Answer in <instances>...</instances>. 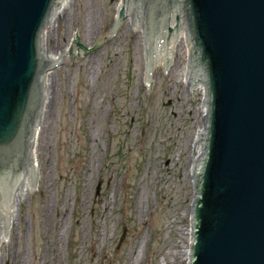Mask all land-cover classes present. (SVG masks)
Wrapping results in <instances>:
<instances>
[{"label": "rangeland", "instance_id": "1", "mask_svg": "<svg viewBox=\"0 0 264 264\" xmlns=\"http://www.w3.org/2000/svg\"><path fill=\"white\" fill-rule=\"evenodd\" d=\"M118 4L72 0L46 38L55 53L71 33L86 46L110 36L49 70L50 104L33 128L37 186L18 202L0 264H184L185 144L202 126L201 95L182 81L183 43L144 89L139 33L123 23L110 35Z\"/></svg>", "mask_w": 264, "mask_h": 264}, {"label": "water", "instance_id": "2", "mask_svg": "<svg viewBox=\"0 0 264 264\" xmlns=\"http://www.w3.org/2000/svg\"><path fill=\"white\" fill-rule=\"evenodd\" d=\"M61 4L0 0L2 239L12 194L32 188L44 74L71 52L101 46L102 38L89 49L71 33L64 52L44 54ZM126 18L139 26L144 89L149 66L164 68L181 32L187 86H199L206 108L189 157L184 264H264V0H119L112 29Z\"/></svg>", "mask_w": 264, "mask_h": 264}, {"label": "bare ground", "instance_id": "3", "mask_svg": "<svg viewBox=\"0 0 264 264\" xmlns=\"http://www.w3.org/2000/svg\"><path fill=\"white\" fill-rule=\"evenodd\" d=\"M71 5H72V0H62V4L60 5V7L56 11V13L53 15V17L49 21V23H48V25H47V27H46V29L44 31V34H43V51H44V54H46L48 56H51L53 58H56V53L57 52H55V53L54 52H48V51L46 52V38L49 35V33L51 31H53V29H55L56 23L60 24L61 22L65 21L68 8ZM89 11L91 12V16H89L90 21H89V24H86V26H87V28L90 31V35H92L93 31L96 29L95 23H96L98 17L96 16L95 13H93V9L90 8ZM88 14H89V12H88ZM61 16H64V18L62 19L63 21H59V18ZM114 19H115V16H114ZM123 23L124 24H128L129 28H130V18H126L124 21L118 20V26L123 24ZM112 27H113V25H112ZM112 27H111V30H112V33H113L115 29H112ZM130 29H132L136 33H139V26H136V27H133V28H130ZM110 34H111V32H110ZM76 36H77L78 40L80 41L79 36L77 34H76ZM108 37H110L109 34H108V36H106L104 38L102 37L101 43H105L104 41ZM181 43H182V33L181 32H177V37H172V39H171L164 67L165 66H168V67H172L173 66L174 54H177L178 51H180V47H181L180 44ZM64 51H65V49L62 52H64ZM82 52L83 51H81L80 53H82ZM75 55H76V53H74L73 55L71 54V56H75ZM68 57H70V56L67 55V56L61 57V60L62 59L66 60ZM67 61H68V59H67ZM58 65H56L55 67H57ZM158 69H160V68L153 67V66H149V68H148L146 81H152L151 85L153 84V79H154L155 72ZM51 75H52V73L47 71L46 74L43 77L45 100H44V103H43V109L41 111L42 115H43L44 111H46L45 109H47L49 104H50V93L49 92H50V87H52V84L49 82V77ZM182 81H183L184 84H186L185 87H186L187 93H190L192 95V98L193 97L196 98L197 95H199V96L201 95L199 86H187L185 68H184V74H183ZM201 99H202V96H201ZM205 110H206V108H205V105H204V102H203V99H202L201 106L197 109L196 113L202 115L203 118H204ZM45 115H46V113H45ZM40 116L41 115L39 113V117ZM197 128H198V130H197V133L194 135V137H191V140H187L186 141L185 145H186V148L188 150H196L193 138H199L201 126H198ZM183 143H185V141H183ZM34 147H36L35 143H33L32 188L25 187V186H20L18 194H12L11 203H10V209H9V214H8V219H7V225H6V230H5V235H4V239L0 238V246H2L4 243H6V238H8V235H9L11 229H12V225L11 224L13 223V225H14V222H15L14 216H16V213L18 212V208L17 207H18V202H19L20 198L22 199L23 196L27 192L33 191L34 188L37 186L36 183L38 182L37 180L39 178V163H38V160L36 159V152L34 150ZM188 173H189V169H188ZM142 204H143V202H142V200H140V202H139L140 210L142 209ZM95 257H97V251L94 250L93 258H95ZM182 260L184 261V251H183V254H182ZM183 261H181V262H183ZM128 264H134V262L131 260V258H130Z\"/></svg>", "mask_w": 264, "mask_h": 264}]
</instances>
